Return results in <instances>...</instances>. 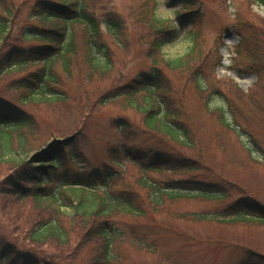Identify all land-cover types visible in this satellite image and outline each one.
I'll use <instances>...</instances> for the list:
<instances>
[{
    "label": "trees",
    "instance_id": "16d2710c",
    "mask_svg": "<svg viewBox=\"0 0 264 264\" xmlns=\"http://www.w3.org/2000/svg\"><path fill=\"white\" fill-rule=\"evenodd\" d=\"M180 1L185 6H193L192 0ZM250 1L264 6V0ZM188 12L184 10L178 16L188 21ZM134 14L138 25L146 27L150 33L146 55L152 65L149 71L121 85L110 98H123L127 108L141 116L142 126L140 131L136 130L138 137L141 133L156 134L161 142L168 140L180 146H191L188 133L180 124L185 118L184 112L180 106L176 107L177 77L192 83L197 92L207 94L206 110L216 113L220 123L228 129H233L231 118L241 112V97L248 96V107L253 113L263 106L264 85L259 89L261 96L257 95V90L242 94L229 79L222 81V90L215 88L209 70L217 63L202 56L193 41L185 54L163 59L162 49L178 37V28L170 19L158 18L154 9L149 11L147 6ZM245 26V22L239 23V31H236L242 42L236 49L235 70L256 73L255 86L259 87L264 81V35L255 39L252 33L245 31ZM126 29V23L112 15L98 18L86 0H0V167L7 170L0 179V201L10 204L8 207L0 204V209L9 211L5 213L8 225L16 230L0 225L3 262L46 264L34 255V247L53 245L61 247L62 252L74 245L84 250L82 264L85 261L84 264H118L115 249L123 235L115 226L116 216H143L145 205L155 209L163 206L166 199L186 198L194 192L187 188L189 182L183 180L177 184L174 180L166 181L161 187L141 175L132 182L136 188L123 183V161L118 153L143 172H188L195 167L187 162L182 149L177 155L171 154L174 156L163 150L156 151L149 156L152 161L144 163L147 154L136 148L138 138L126 117L115 119L114 126L110 127L119 134L121 142L117 149L107 150V157L119 170L107 163L86 167L82 145L87 135L86 120L97 105L103 106L109 99L105 95L97 98L98 93L91 95L87 87L94 77L104 78L114 71L111 45L105 35L120 46ZM156 54L162 59L155 57ZM78 58L85 63L79 75L84 74L87 85H81V92L73 93L66 88ZM17 72L22 73L6 80ZM215 97L222 98L224 108H209ZM72 98H79L74 113L69 109ZM90 98H95L96 104L91 103ZM33 106L50 107L55 115L73 121V128L56 131L53 123L42 122L32 115ZM131 138L133 140L129 141ZM72 169L74 175L69 174ZM137 186L146 191L148 203L141 202ZM196 193L205 197L208 191L200 189ZM13 205L19 206L18 212L10 215ZM234 207L239 210L234 214L237 219L248 215L264 221V206L260 203L239 201ZM77 253L80 256V252ZM60 258L64 259L63 255L60 254ZM60 263L65 264L64 260L57 264Z\"/></svg>",
    "mask_w": 264,
    "mask_h": 264
},
{
    "label": "rangeland",
    "instance_id": "374dc122",
    "mask_svg": "<svg viewBox=\"0 0 264 264\" xmlns=\"http://www.w3.org/2000/svg\"><path fill=\"white\" fill-rule=\"evenodd\" d=\"M86 1L98 18L112 15L123 20L127 27L126 37L120 46L115 44L109 35H105L106 42L111 45V55L115 62L114 71L104 78L94 77L87 87L91 95L98 93L97 98L98 95H105L109 99L107 104L97 105L92 115L88 116L89 119H84V121L87 119L88 124L85 129L87 135L82 140L86 167H98L102 163H107L119 170L107 157V150L117 149L121 142L119 134L111 129L114 126L113 121L126 117L133 124L135 132L140 131L142 126L141 116L127 108L123 98L115 100L110 98L121 85L127 84L140 73L149 71L152 65L151 59L146 55L150 33L146 27L138 25L134 14V11H140L141 7L146 9L147 6L152 12L154 9V14L158 18H169L178 28V37L162 49L163 59L185 54L190 50L193 41L202 56L217 63L214 69L209 70L210 81L214 80L215 88L219 89L222 81L229 79L238 86L242 94L257 90L258 95L259 89L264 85L262 80L259 87L255 86L258 81L256 73L235 70L238 65V62H235V59H238L236 49L242 42L236 32L238 25L245 22V31L252 33L255 39L263 36L262 5L252 4L250 0H192V7L185 6L180 0ZM184 10L189 11L188 21L178 16ZM157 56L160 57L156 54L155 57ZM262 64L264 66V57ZM84 66L83 59L78 58L66 91L78 93L81 92V85H87L84 74L79 75ZM21 73H14L6 80L16 78ZM175 80L179 83L174 89L177 91L176 107L180 106L185 115L180 124L187 131L191 146H180L168 140L161 142L160 136L156 134L141 133L142 135L138 137L136 132L138 138L136 148L147 154L144 159V163L147 164L152 161V157L149 159L151 153L163 150L174 156L171 154L177 155L182 149L183 155L188 157L187 162L195 165L194 170L143 172L119 153L118 158L123 161L122 177L123 183L127 185L136 188L132 182L142 175L147 180L156 181L161 187L170 180H174L175 184L181 180L188 181L187 188L193 189L194 192L186 198L166 199L163 206L155 209L145 205L143 216H116L115 226L123 235L122 242L118 243L115 249L117 263L250 264L255 261L264 263V221L254 220L248 215H245L246 218L228 220L239 212L238 208L234 207L239 201H255L264 206V104L253 113L248 107L249 103L246 100L248 96L241 97L243 104L241 112L235 113L233 119L231 118L233 129H228L220 123L216 113H209L206 110L207 94L197 92L193 84L185 82L183 78L177 77ZM84 90L87 91L86 88ZM234 93L235 90L232 88V94ZM95 98H90L91 103L96 104ZM69 102L72 103L69 109L73 113L76 112L79 98H74L73 102L70 99ZM216 107H225L222 98L215 97L210 102V109ZM30 110L40 121L53 123L58 132H66L73 128V121L71 123L67 117L55 115L50 107L33 106ZM131 140L133 138L129 139ZM74 171L70 170L69 174L74 175ZM6 173L7 170L0 167V179ZM202 187L208 191L205 197L196 193L200 189L204 190ZM137 190L142 197L141 202L143 200L148 203L146 191L143 188L139 190L138 186ZM0 204L2 207L10 206L3 201H0ZM18 207L11 206L10 215L18 212ZM6 212L0 209V225L13 231L15 227L8 225ZM70 248L69 251L64 249L61 252V247L45 245L34 247L33 250L34 255L47 262L46 264H57L63 260L65 264H82L84 250L76 249L74 245ZM77 252H80V256ZM60 254L64 259L60 258ZM0 264H7L1 260V256Z\"/></svg>",
    "mask_w": 264,
    "mask_h": 264
}]
</instances>
